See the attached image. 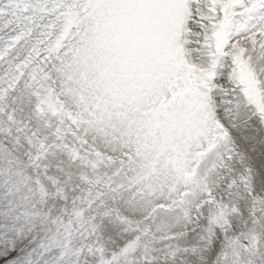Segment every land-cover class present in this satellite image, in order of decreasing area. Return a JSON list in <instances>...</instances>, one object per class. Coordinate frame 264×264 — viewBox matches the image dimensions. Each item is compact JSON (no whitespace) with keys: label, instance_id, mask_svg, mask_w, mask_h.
I'll return each instance as SVG.
<instances>
[{"label":"snow or ice","instance_id":"snow-or-ice-1","mask_svg":"<svg viewBox=\"0 0 264 264\" xmlns=\"http://www.w3.org/2000/svg\"><path fill=\"white\" fill-rule=\"evenodd\" d=\"M190 257L264 264V0H0V264Z\"/></svg>","mask_w":264,"mask_h":264},{"label":"rangeland","instance_id":"rangeland-1","mask_svg":"<svg viewBox=\"0 0 264 264\" xmlns=\"http://www.w3.org/2000/svg\"><path fill=\"white\" fill-rule=\"evenodd\" d=\"M55 160H59L60 156L57 155L55 158ZM84 170L83 169H75L71 175L69 176L68 174L63 175L62 177L58 175V178L61 180V186L64 187L67 191V195L69 196V198H73V197H77V196H81L84 192L87 191V185L83 184L80 180H79V176L81 174H83ZM50 204L52 203H56L57 206H59V202H54V201H50ZM239 207L241 208V210L245 209L246 205V201L245 200H239L238 201ZM142 211L141 208H137L135 210V212L133 211H129L128 215L131 216L132 220H139L141 217L138 215V213ZM247 218L246 214H245V219ZM163 219V218H162ZM232 223L233 226L235 228H239L242 221L240 217L237 216H233L232 218ZM168 223H175V221H167ZM157 223H161V221H157ZM178 228H182V225H178ZM123 230L120 226L118 225H114L112 223H107L104 231H103V239L104 241L108 244V246L110 248H116L118 247L123 240L125 239V237L122 234ZM198 235L199 233H194L191 237L190 240L195 243L196 240L198 239ZM187 264H199V262L195 259V258H188L187 259Z\"/></svg>","mask_w":264,"mask_h":264}]
</instances>
